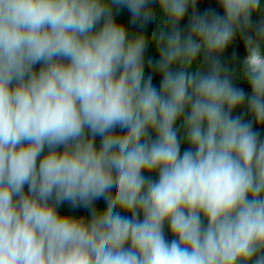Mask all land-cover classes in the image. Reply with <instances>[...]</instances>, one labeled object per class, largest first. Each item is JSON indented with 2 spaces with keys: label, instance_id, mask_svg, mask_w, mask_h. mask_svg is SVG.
<instances>
[{
  "label": "trees",
  "instance_id": "1",
  "mask_svg": "<svg viewBox=\"0 0 264 264\" xmlns=\"http://www.w3.org/2000/svg\"><path fill=\"white\" fill-rule=\"evenodd\" d=\"M61 1L0 10L19 80L59 62L30 28ZM35 37L67 61L28 89L0 65V221L30 247L80 219L94 264H264V0H76Z\"/></svg>",
  "mask_w": 264,
  "mask_h": 264
},
{
  "label": "rangeland",
  "instance_id": "2",
  "mask_svg": "<svg viewBox=\"0 0 264 264\" xmlns=\"http://www.w3.org/2000/svg\"><path fill=\"white\" fill-rule=\"evenodd\" d=\"M5 2L6 0H0V10H3ZM222 39L224 40V36ZM53 150L56 155L61 156H69L72 152L71 144L59 140H55ZM26 207V204L17 202L15 216L20 217L24 214ZM79 222L80 219H74L56 230L43 232V238L39 241L32 239V245L28 247L25 244L26 236L20 229L12 227L6 220L0 221V264H8L17 257L27 259L29 264H60L58 263L60 258H65L73 264H94L93 259L88 263L80 252L74 251V247L82 237L81 233H73L62 239L70 229L76 228ZM43 256L46 257H44L45 261Z\"/></svg>",
  "mask_w": 264,
  "mask_h": 264
},
{
  "label": "water",
  "instance_id": "3",
  "mask_svg": "<svg viewBox=\"0 0 264 264\" xmlns=\"http://www.w3.org/2000/svg\"><path fill=\"white\" fill-rule=\"evenodd\" d=\"M74 1H76V0H64V1L58 2L56 4H51L47 9H45L44 11H42L40 13L38 18H36L34 25H32V27L30 28L31 39H32L33 44L36 47H38L41 51H43L47 54L55 55L59 58V62L57 63L56 67L50 73H48V74H46L40 78H37L35 80H31V81H21L18 79L17 76L14 75L13 69L10 67V64L8 62H6L4 59L0 58V65H1V68L4 71V73H6V75L8 77V84L9 85H13L15 87H18L19 89H28L30 87L36 86L41 81H43V79L49 78V77L57 74V72L62 67V65H64L66 63V61H67L66 54H64L62 51H60L58 49H54L51 47H45V46L41 45L36 40L35 29H36V26H37L38 22L40 21V19H42L46 15L47 12H49L52 9H55L58 6L68 5Z\"/></svg>",
  "mask_w": 264,
  "mask_h": 264
},
{
  "label": "clouds",
  "instance_id": "4",
  "mask_svg": "<svg viewBox=\"0 0 264 264\" xmlns=\"http://www.w3.org/2000/svg\"><path fill=\"white\" fill-rule=\"evenodd\" d=\"M45 257V256H44Z\"/></svg>",
  "mask_w": 264,
  "mask_h": 264
}]
</instances>
